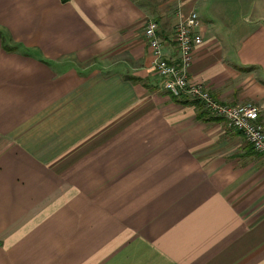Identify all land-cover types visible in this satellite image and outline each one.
<instances>
[{
	"label": "crops",
	"instance_id": "crops-1",
	"mask_svg": "<svg viewBox=\"0 0 264 264\" xmlns=\"http://www.w3.org/2000/svg\"><path fill=\"white\" fill-rule=\"evenodd\" d=\"M192 12V80L264 125V0H0V264H264V156L144 36Z\"/></svg>",
	"mask_w": 264,
	"mask_h": 264
},
{
	"label": "built area",
	"instance_id": "built-area-1",
	"mask_svg": "<svg viewBox=\"0 0 264 264\" xmlns=\"http://www.w3.org/2000/svg\"><path fill=\"white\" fill-rule=\"evenodd\" d=\"M198 25L197 12L180 18L173 35L177 56L169 58L165 56L159 22L154 18L146 21L143 32L153 51V64L161 86L177 98L200 101L211 117L222 119L226 127L243 135L254 152L264 156V125L260 120V108L252 102L233 104L224 101L216 97L206 84L192 80L190 68L194 51L203 42Z\"/></svg>",
	"mask_w": 264,
	"mask_h": 264
},
{
	"label": "rangeland",
	"instance_id": "rangeland-1",
	"mask_svg": "<svg viewBox=\"0 0 264 264\" xmlns=\"http://www.w3.org/2000/svg\"><path fill=\"white\" fill-rule=\"evenodd\" d=\"M190 100V99H188ZM191 101H197V100H191ZM200 104V108L204 111L205 114L209 115V112L205 109V107L202 105L200 101H197ZM231 103V102H229ZM236 104V103H235ZM210 116V115H209ZM211 117V116H210ZM248 143V142H247ZM249 144V143H248ZM250 145V144H249ZM251 146V145H250Z\"/></svg>",
	"mask_w": 264,
	"mask_h": 264
},
{
	"label": "trees",
	"instance_id": "trees-1",
	"mask_svg": "<svg viewBox=\"0 0 264 264\" xmlns=\"http://www.w3.org/2000/svg\"><path fill=\"white\" fill-rule=\"evenodd\" d=\"M63 2L69 1V0H62Z\"/></svg>",
	"mask_w": 264,
	"mask_h": 264
}]
</instances>
